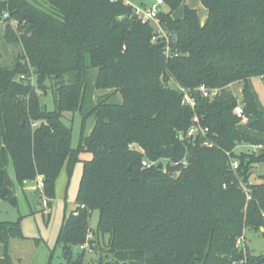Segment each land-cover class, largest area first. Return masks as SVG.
<instances>
[{"label": "trees", "instance_id": "obj_1", "mask_svg": "<svg viewBox=\"0 0 264 264\" xmlns=\"http://www.w3.org/2000/svg\"><path fill=\"white\" fill-rule=\"evenodd\" d=\"M43 1H0V22H18L9 25L8 38L21 44L38 75L33 85L21 63L0 66V201L17 204L10 162L22 186L43 177L50 200L63 169L71 176L82 163L77 207L66 211L57 238L67 263L82 264L73 260L74 248L91 244L90 220L98 209V231L110 235L116 256L98 264H264V255L238 245L247 228L264 227V176L250 182L264 151H236L264 142L238 125L237 100L228 90L243 83L251 128L263 130L250 81L264 82V0H201L204 24L189 7L174 16L184 0H164L169 11L159 21L169 56L166 39L153 42L155 26L142 23L124 0ZM91 69L98 70L96 89L114 92L97 96L73 148L74 130L63 118L83 111ZM47 80L59 81L53 110L41 100ZM178 86L192 89L194 110L182 104ZM200 86L219 92L205 98L194 91ZM115 94L122 103L110 102ZM195 114L214 147L202 138H178ZM144 159L170 162L166 170L145 168ZM231 160L240 163L236 172ZM17 238H24L18 223H0V246H6L0 263L10 264L8 245Z\"/></svg>", "mask_w": 264, "mask_h": 264}, {"label": "rangeland", "instance_id": "obj_2", "mask_svg": "<svg viewBox=\"0 0 264 264\" xmlns=\"http://www.w3.org/2000/svg\"><path fill=\"white\" fill-rule=\"evenodd\" d=\"M1 1V0H0ZM43 3V0H31ZM152 0H145L143 9L151 7ZM185 7L195 9L198 12L201 22L207 20V10L201 0H184L182 6L174 13L176 18L182 17ZM136 11V10H135ZM169 8L166 5L162 6V12H168ZM17 21L0 22V66L13 69L21 63L28 71L25 75V80L33 85L38 84V75L31 67L29 60L24 57V50L21 44L13 43L8 38L9 25L17 26ZM153 25H155L153 23ZM156 27V25H155ZM98 70L91 69L87 73L88 87L86 91L85 103L83 111H76L64 114V122L73 127V148L79 144L84 117L95 107L97 96L109 95L114 90L98 91L96 89V81ZM16 80H22L17 77ZM58 80L46 81L48 87L47 95L42 97V103L46 105L48 110L55 108L54 93L58 88ZM173 87L176 85L171 84ZM251 90L257 100L259 108L264 112V82L260 78H255L250 81ZM243 83H234L228 87V90L236 97L237 104L243 103L242 96ZM39 94L42 90L39 89ZM218 90H211V98L218 94ZM111 103H122L120 94H115L111 97ZM85 133H89L92 129L93 120L89 117L85 121ZM40 125L34 123L36 128ZM246 130L251 132L253 136L264 142V127L263 130H255L251 128V123L244 126ZM264 145V144H263ZM134 149L140 150L137 145L132 146ZM236 151L248 152L250 149L245 146H239ZM264 149L257 153H262ZM143 161H149L144 159ZM152 162V161H149ZM169 160L163 159L161 163L166 165ZM83 172V164L78 163L71 176L68 175L66 167L63 169L58 181L56 196L53 200L47 199L42 192L31 190L32 186L37 183L36 180H31L22 186L16 176V171L12 162L8 166V174L13 181L14 190L17 197V204L14 205L9 201H0V223L19 224L20 230L24 238L11 239L8 245V254L11 258L10 264H71L64 260L62 248L57 245V238L61 229L64 216L68 212L74 211L77 207L76 197L79 190L80 180ZM260 176H264V162L256 164L251 172L250 182L256 184L260 182ZM245 187V186H244ZM100 212L94 210L90 220L91 233L88 239L91 244L85 251H81L80 247L74 248V259L82 260V264H98L100 260L115 261L116 256L109 247L110 235L100 234L98 231ZM240 248L248 246L252 255H264V227L260 229L247 228L244 233V238L238 241ZM54 252L52 261L50 256ZM4 258V255L0 257ZM5 264V263H0Z\"/></svg>", "mask_w": 264, "mask_h": 264}, {"label": "built area", "instance_id": "obj_3", "mask_svg": "<svg viewBox=\"0 0 264 264\" xmlns=\"http://www.w3.org/2000/svg\"><path fill=\"white\" fill-rule=\"evenodd\" d=\"M111 1H116V0H111ZM124 1L126 4H131L134 7V9L136 10L135 14L139 17L142 23H151V24L154 23L156 25L155 27L156 34L153 37V42H156L159 39V37H164L167 43L165 53L169 56L170 53L169 37L160 26V21H159V14L162 11V6L165 4L164 0H152L151 7L148 9H143V6L138 7L134 1H130V0H124ZM21 78L24 79V76H22ZM177 89H179V91L183 94L182 104L194 110L196 106V101L192 96V89L182 88L180 86H178ZM194 91L200 92L202 96L205 98H211L212 95L211 90H209L205 86H200L199 88L194 89ZM234 114L239 119V124H238L239 126L244 127L246 125H249L250 118L245 113V105L243 103L237 104V106L234 109ZM209 132L210 129L208 126L203 124V119L199 115L195 114L192 118V125L190 126V128L186 132L179 133L178 138L180 140H185V139L196 140L197 138H202L204 140L203 141L204 146L214 147L215 143L208 138ZM245 147H248L251 151L254 152H258L264 149L263 145H257V146L250 145ZM157 165H160V163L143 161V167L145 168H150L152 166H157ZM239 165L240 163L237 160H231L230 162L231 169L235 172L238 170ZM36 183L37 184L35 186H32L31 190L43 192V189L45 187L44 178L41 176L38 177ZM245 191L247 194L248 190L246 188ZM87 248L88 245H84L80 247L81 250L84 249L86 250Z\"/></svg>", "mask_w": 264, "mask_h": 264}, {"label": "water", "instance_id": "obj_4", "mask_svg": "<svg viewBox=\"0 0 264 264\" xmlns=\"http://www.w3.org/2000/svg\"><path fill=\"white\" fill-rule=\"evenodd\" d=\"M133 1L135 2V4H137L138 7H142L145 0H133ZM116 24H117V22H116V20H114V25H116ZM163 167H164L163 164H160L158 168L163 169ZM5 248H6L5 244L2 243L0 246V257H2L4 255Z\"/></svg>", "mask_w": 264, "mask_h": 264}, {"label": "crops", "instance_id": "obj_5", "mask_svg": "<svg viewBox=\"0 0 264 264\" xmlns=\"http://www.w3.org/2000/svg\"><path fill=\"white\" fill-rule=\"evenodd\" d=\"M207 16H208V14H207ZM205 22H206V21H205ZM205 22H201V23L204 24ZM263 146H264V145H263ZM56 190H57V189H56ZM10 242H11V240H10ZM10 242H9V243H10Z\"/></svg>", "mask_w": 264, "mask_h": 264}]
</instances>
